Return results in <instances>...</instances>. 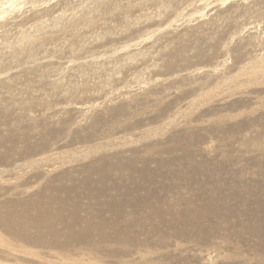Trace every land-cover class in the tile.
I'll return each mask as SVG.
<instances>
[{
	"label": "rangeland",
	"instance_id": "obj_1",
	"mask_svg": "<svg viewBox=\"0 0 264 264\" xmlns=\"http://www.w3.org/2000/svg\"><path fill=\"white\" fill-rule=\"evenodd\" d=\"M263 185L264 0H0V264H264Z\"/></svg>",
	"mask_w": 264,
	"mask_h": 264
},
{
	"label": "bare ground",
	"instance_id": "obj_2",
	"mask_svg": "<svg viewBox=\"0 0 264 264\" xmlns=\"http://www.w3.org/2000/svg\"><path fill=\"white\" fill-rule=\"evenodd\" d=\"M45 173H47V172H45ZM254 193H255V195H253ZM253 194L252 195L255 198L253 207H255V209H256V211L258 213V214L255 215V219H257V220L264 219V185L261 186V188H259V190H257V191L254 190ZM249 198H250V200H252L251 194H249ZM209 201L213 202L211 200H209ZM199 204H201V203H199ZM186 205H188V204H186ZM207 210H210L211 214H213V215H217V214L220 215L219 212L215 208H211L209 204L208 205H198L197 204V205H193V206H188L187 208L184 209V211L182 212V220H183L184 224H189V223L192 224L193 222L198 223L199 220L205 215ZM25 219L28 220L27 217ZM26 220L24 222L25 225L27 223ZM4 223H7V221L5 220ZM25 225H23L21 228L16 227L15 230H13V233L14 234H26V233L31 234L25 228ZM197 227H198V225H197ZM243 230L246 231V232H249L252 235H262L261 231H264V228H260L259 229V228H254V227L253 228L244 227ZM187 235H188L187 231H184L183 232V236H187ZM211 238H213V239H212V241H210V246H209V248L207 247L208 249H205V250L216 249L218 244L221 241H225L224 239L216 237L215 235H214V237L212 236ZM199 239L203 240L205 238L201 237ZM127 255H128V257H130L132 254H127ZM203 255L207 256L205 259L200 258V259H202V263L204 264V262H203L204 260H209L210 259V258H208V256L210 254H199L198 257H201ZM86 256H87V260H91L92 257L90 258V256H91L90 254H86Z\"/></svg>",
	"mask_w": 264,
	"mask_h": 264
}]
</instances>
